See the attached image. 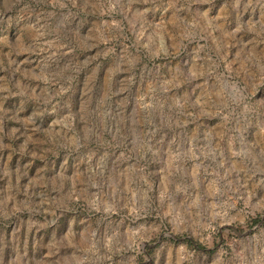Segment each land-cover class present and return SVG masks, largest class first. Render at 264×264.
<instances>
[{"label":"rangeland","instance_id":"obj_1","mask_svg":"<svg viewBox=\"0 0 264 264\" xmlns=\"http://www.w3.org/2000/svg\"><path fill=\"white\" fill-rule=\"evenodd\" d=\"M0 264H264V0H0Z\"/></svg>","mask_w":264,"mask_h":264}]
</instances>
